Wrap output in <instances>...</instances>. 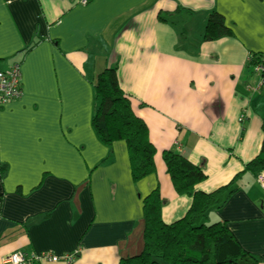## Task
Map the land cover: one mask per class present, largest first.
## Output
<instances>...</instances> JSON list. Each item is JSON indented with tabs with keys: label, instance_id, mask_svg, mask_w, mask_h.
I'll use <instances>...</instances> for the list:
<instances>
[{
	"label": "crops",
	"instance_id": "1",
	"mask_svg": "<svg viewBox=\"0 0 264 264\" xmlns=\"http://www.w3.org/2000/svg\"><path fill=\"white\" fill-rule=\"evenodd\" d=\"M212 11L232 36L204 41ZM251 53L264 55V0H0V69H22L21 97L0 106V264L16 252H78L74 264L140 254L145 197L159 188L168 225L192 204L176 193L165 150L204 171L196 189L206 194L239 176L205 222L226 223L264 264L262 172L248 168L262 147L264 80L247 67ZM108 68L157 148L156 173L137 183L126 143L107 146L92 126Z\"/></svg>",
	"mask_w": 264,
	"mask_h": 264
},
{
	"label": "trees",
	"instance_id": "2",
	"mask_svg": "<svg viewBox=\"0 0 264 264\" xmlns=\"http://www.w3.org/2000/svg\"><path fill=\"white\" fill-rule=\"evenodd\" d=\"M159 20L167 21L168 18L160 15ZM170 22L180 35L185 33L174 19ZM232 35L233 29L225 17L212 11L206 21L204 41ZM247 67L253 72L262 67L260 75L264 80L263 54L251 53ZM94 87L97 106L92 126L99 138L107 146L120 141L126 143L134 182L155 174L157 148L149 139L146 123L133 112L131 101L121 88L117 69L108 68L98 74ZM162 156L176 193L191 198V207L183 219L165 224L162 221L163 200L156 188L143 199V248L140 254L121 264H260L262 259L246 252L226 223L205 222L212 208H221L230 198L233 193L230 189L239 176L229 186L206 194L196 189L207 178L199 166L171 150L163 151ZM248 168L255 176L264 171V129L261 150Z\"/></svg>",
	"mask_w": 264,
	"mask_h": 264
},
{
	"label": "built area",
	"instance_id": "3",
	"mask_svg": "<svg viewBox=\"0 0 264 264\" xmlns=\"http://www.w3.org/2000/svg\"><path fill=\"white\" fill-rule=\"evenodd\" d=\"M80 4L85 6L88 4V0H80ZM261 71H263L262 67L256 68V72L260 73ZM21 78H22L21 64H14L8 70H0V106L6 105L12 102L13 100H16L21 97L22 95ZM239 121L243 122L244 116H241ZM257 181L260 184V186L264 189V172H262L257 177ZM77 255L78 252L70 253L61 257L49 253H43L41 255H36V254L30 255L25 252H16L6 257L5 263L6 264H38L42 261H46V262L64 261L66 264H74Z\"/></svg>",
	"mask_w": 264,
	"mask_h": 264
}]
</instances>
